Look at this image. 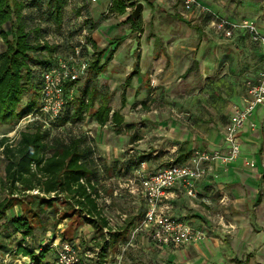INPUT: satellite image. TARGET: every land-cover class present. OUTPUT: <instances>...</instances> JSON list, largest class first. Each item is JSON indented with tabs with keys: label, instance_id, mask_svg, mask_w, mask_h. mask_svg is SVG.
I'll list each match as a JSON object with an SVG mask.
<instances>
[{
	"label": "rangeland",
	"instance_id": "rangeland-1",
	"mask_svg": "<svg viewBox=\"0 0 264 264\" xmlns=\"http://www.w3.org/2000/svg\"><path fill=\"white\" fill-rule=\"evenodd\" d=\"M160 4L170 7L157 0H153L149 6L148 1H145L142 10L141 34L139 31L133 33L129 15L126 12L119 14L112 8L113 6L109 7L108 0H100L95 5H81L79 2H74L72 6L66 7L60 29L53 22L44 23V26L49 25L50 28L47 37L54 44L60 45L59 51L63 52L61 54L70 51L68 45L75 43L80 34H84L86 38L91 37V42L96 43L98 49L104 50L103 62H108L111 51L115 49L113 60L108 62L106 71L100 73L95 82L98 89L112 90L106 93L110 97L111 108L124 117L122 132L116 133L114 123L111 121L106 125H99L94 116L96 104L95 107L84 112V118L77 122L53 125L59 122L60 119H58L56 122L45 123L46 126H52L53 134L75 133L88 136V144L92 146L97 163V182L110 199L104 207V212L113 217V222L117 226L115 230L111 228L112 232H124L127 221L138 218L144 207L141 198L130 193L128 185H138V178L144 171H155L174 163L181 143L190 151L192 146L203 148L208 145L209 140H216L229 114L233 112L235 100L244 95V80L247 77H258L257 74L261 75L264 72V50L248 36L232 39L221 38L210 31L201 32L194 27L201 26L199 22L187 24L184 20L178 21L179 17L173 15L174 12L177 13L174 9L175 5L166 10ZM150 7L151 10L148 9ZM4 30L11 37L10 22L4 24ZM211 36L217 37L216 44L225 50L224 53L222 52L224 63V58L228 57L226 65L222 62L213 72L204 71L200 64L194 63L193 59L197 55L202 60L209 56L208 48H203L199 52L197 50L204 39L212 40ZM118 39L121 40L120 43ZM91 42L86 50L89 64L96 49ZM142 44L146 47L150 46V50L155 47V52L157 50L160 52L162 56L159 61L160 68L147 69L149 73H152L150 88L144 84L143 78L136 77L133 78V87H125V78L132 70L134 62L138 61ZM5 49L6 45L0 36V52ZM182 49H185L187 53L180 54L179 51ZM186 59L192 60L190 73L185 72ZM86 79L76 84L72 93L75 100L81 97V88ZM76 104H78L77 100ZM32 120L34 117L31 118L28 115L13 128L7 124H0V137L7 135L15 138L17 130L24 128ZM5 163L1 155L0 179L5 176ZM178 195L180 207L173 213L181 216L180 218L196 222L210 233L221 234L227 238L230 236L228 231L231 232L237 226L235 224L228 230L229 221L226 220L222 225L215 222L214 219L221 211H224L221 207L214 210L199 207L203 212L201 213L192 204L193 197H184L183 192H179ZM4 196L5 192L0 184V199ZM64 200L65 198L57 199L54 206L39 207V201L36 198L27 196L23 201L24 204L28 202L32 209L40 208L41 216L34 218V232L26 237L23 232H15L14 226H11L10 232L13 234L10 238H3L2 235L6 232H3L2 227L0 228V243H4L3 247L0 246V264L30 262L29 257L16 252L24 237L25 245L33 249H40V246L45 243L48 249L46 260L51 264H57L53 240L56 236H62L63 233L68 240L80 238L82 244L89 248L90 242L95 241L101 244L102 235L88 220H84V215L82 217L78 214L63 216L66 210L71 212V205L63 202ZM22 212L24 207L15 206L8 211L7 216L12 218L21 215ZM124 213L127 214L125 220H123ZM226 215L227 219L230 217L233 223H239L241 234H245V239L251 238L253 246H256L251 253L252 257H249V264H255L257 261L264 262V258L260 256L264 255L263 245H261L264 242V233H260L256 215L245 214L247 218H244L230 211L226 212ZM126 233V238L120 240L124 244L128 239L129 230ZM261 236H263L262 242L259 241ZM174 248H177L179 253L171 248H162L144 232H140L126 247L123 264H186L185 255L189 248L187 246ZM119 250L118 242L116 245L107 246L105 251L103 250V255H100L103 260L100 262L98 260L97 264H104V262L117 264L116 253Z\"/></svg>",
	"mask_w": 264,
	"mask_h": 264
},
{
	"label": "trees",
	"instance_id": "trees-1",
	"mask_svg": "<svg viewBox=\"0 0 264 264\" xmlns=\"http://www.w3.org/2000/svg\"><path fill=\"white\" fill-rule=\"evenodd\" d=\"M147 1L152 4L150 0ZM68 6L69 0H0V36L6 45V49L0 52V124L13 128L22 118L34 114V120L18 129L15 138L7 135L0 137V156L3 155L6 161L5 176L0 179L1 189L5 192L0 199V228L6 232L3 238L11 237V226H14L15 232H23L25 237L34 232L33 220L38 216L40 218L41 209H32L28 202L24 204L27 196L36 198L39 207L54 206L57 199L65 198L63 202L71 205V212L66 210L63 216L78 214L82 217L86 213L84 220H88L102 236L103 228L108 224V219L98 209L87 186L81 182L85 178L92 190L97 189V163L92 146L88 144V136L53 134L52 126H46L41 119V72L55 56L63 53L59 51L60 45L47 37L50 28L44 23L53 22L60 29ZM112 8L119 14L125 12L121 0H117ZM128 19L132 22L133 33L142 28V13L137 19L130 14ZM7 22L11 24V37L4 30ZM87 39L91 42V37ZM118 40L120 43L121 40ZM91 43L96 49L89 66V77L81 88V97L76 99L78 104L75 105L74 97L69 98L59 122L53 125L77 122L84 118V112L98 103L94 113L96 121L100 125L113 122L114 131L120 134L124 117L117 110L111 114L110 97L99 90L95 82L113 59L115 49L111 51L108 62H103L104 50ZM73 45V42L70 43L68 49L72 50ZM132 76L127 78L128 82ZM190 154L181 143L174 163L185 162ZM92 180L94 184H91ZM34 189H38L40 194L31 193ZM53 192L54 196L51 195ZM15 206L24 207V212L9 218L8 211ZM132 222L127 221L124 232H112V244L116 245L119 238H126L125 233ZM61 235L66 239L65 233ZM25 237L16 252L29 257L30 262L26 264H51L46 260V244L41 245L40 249H33L25 245ZM101 245L102 254L107 244ZM0 246L3 247L4 243H0Z\"/></svg>",
	"mask_w": 264,
	"mask_h": 264
},
{
	"label": "built area",
	"instance_id": "built-area-1",
	"mask_svg": "<svg viewBox=\"0 0 264 264\" xmlns=\"http://www.w3.org/2000/svg\"><path fill=\"white\" fill-rule=\"evenodd\" d=\"M100 0H69L70 6L74 2L81 5H95ZM109 7H112L117 0H108ZM125 6V12L133 13L137 4L146 0H121ZM166 3L170 7L180 4V14L184 19H192L204 16L208 19L210 26L226 38H232L236 32H243L253 42L259 44L264 50V32L258 24L251 19L230 20L227 17L213 11L209 6L200 0H157ZM89 41L84 34L76 39L72 50L66 54L55 56L51 63L45 66L41 72V105L42 120L56 122L64 112L68 99L72 96L76 84L86 79L89 71V58L87 47ZM75 84V86H72ZM245 94L243 105H234L233 112L223 130V147L216 149L192 148L189 158L183 163H171L155 171H144L139 176V184L128 185L130 193L143 200V210L139 217L133 220L129 226V236L125 244L119 241L120 250L116 253L118 263L123 264L124 252L130 245L132 238L140 232H148L151 240L159 245L186 246L204 240L207 233L204 229L196 227L190 221L176 217L169 213L168 207L164 204L169 198V191L175 186L184 188L190 197H197V184L208 176L212 165L216 161L227 164L237 159L241 153L240 132L246 123L252 120L255 111L264 107V72L258 77H247L244 82ZM34 117V114L29 115ZM251 126L255 124L251 121ZM250 166L255 162L246 161ZM81 182L87 186V190L94 198L97 207L108 219V224L103 228L102 243L112 246V231L117 228L113 217L104 212V207L110 199L104 194L102 187L96 184L97 189L92 190L85 178ZM94 184V181H91ZM33 194H40L38 189L31 191ZM52 196L55 195L53 192ZM87 215L86 213H83ZM127 214H123L125 220ZM95 241L90 242V248L82 244L80 238L74 240L64 239L56 236L53 246L56 248L57 264H97L103 260L100 255L102 245ZM105 264V262H104Z\"/></svg>",
	"mask_w": 264,
	"mask_h": 264
},
{
	"label": "crops",
	"instance_id": "crops-1",
	"mask_svg": "<svg viewBox=\"0 0 264 264\" xmlns=\"http://www.w3.org/2000/svg\"><path fill=\"white\" fill-rule=\"evenodd\" d=\"M150 1L153 2V0ZM229 1L202 0V2L208 5L213 11L219 13L224 17L229 18L230 20L235 21L244 18L254 20L258 24L260 30L264 32V0H236V1L229 0ZM160 5L166 10L170 9V7H166L163 4ZM149 6H151V4H149ZM174 7L177 13L174 12L173 15L179 17L180 20L178 19V21L183 22L184 20V22L187 24L199 22L198 24L201 25L202 28L201 26L194 24L195 25L194 27L199 31L201 32L210 31L212 34L216 36L225 38L222 34L217 32L214 28H212V26H210L208 19L204 20L202 16L194 17L190 20L184 19L182 18L179 12L180 4H176ZM148 9L151 10V7ZM148 9H146V11H148ZM142 20H143V15H142ZM240 36H247V35L244 34L243 32L238 31L235 33L232 39H237ZM211 39L212 40L204 39L203 42H201V44L199 45L197 50V52H199L203 48L204 49L208 48L210 57L207 56L204 58V60H202L197 55L193 58L194 63L196 65L197 63L200 64V67L204 71H209V72H213L214 70L217 69L218 65L222 64L223 62L222 54L224 53L223 51H225L223 47H220L216 44L217 42L215 41L217 37L211 36ZM141 48L142 49L139 50L140 57L138 58V61L134 62L132 70L128 72L125 78L124 81L125 87H133V81H134L133 78L136 77L139 79L143 78L142 80L144 81V84L148 86V88H150L152 73L151 72L149 73L147 69L153 70L160 68L159 61L161 60L162 57L160 52L158 50L157 52H155V47L150 50V46L146 47V45L144 46L143 44L141 45ZM179 53L186 54L187 51L185 49H182L179 51ZM218 57H220L219 60ZM227 58L228 57L224 58L225 63H227L226 62ZM151 62H153L152 65ZM184 63H185V72L190 73L192 69L191 66L192 60L186 59ZM225 63L223 62V64ZM131 74H133V76L131 80L128 82L127 78ZM259 75L260 73L257 74V76ZM99 90L105 93L112 91V90L104 91L102 89ZM243 94H245V90ZM243 97L244 95L236 99L234 105H240V106L243 105ZM96 105L98 108V103H96ZM113 111L114 109H112L111 114L113 113ZM231 114H229L227 121L222 126L220 131L221 132L220 136H216V140L213 141L209 140V142H207L208 145L203 146V148L201 147L202 149H216L221 147H223L224 149L226 148L223 141V130L226 123L229 121ZM251 121L255 124V127L251 126ZM240 140H241V148H242L241 155L237 159L227 164H224L220 161H216L212 165L210 174L198 182L197 184L198 195L197 197L193 198L194 203H192L195 207H197L198 211L200 210L201 213L203 212L201 211L200 208L207 210H214L216 208L221 207V209H223L224 211H221V213H219L217 218L214 219L215 222L218 223L219 225H222L223 223L225 224L226 220L229 221L230 224L228 226L226 225L228 227L227 228L228 230L234 227L235 224L237 226L234 229H232L231 232L230 230L228 231L230 236H228L227 238L221 234L215 235L214 233H210L209 230L200 227L199 224H197L196 222L193 223L191 220L186 219L196 227L204 229L207 233L206 239L186 245L187 248H189V251H187L185 255L186 264H249V257L250 258L252 257L251 253L253 252L254 248H256V246L255 245L253 246V240L251 238L245 239V234H241L240 232L241 226L239 225V223H233L230 220V217H228L227 219V215L225 216L226 212L230 211L232 213L241 215L244 218H247L245 214H249V216L256 215L258 224L260 225V230H261L260 233H264V107H259L255 111L252 120L246 123V125L240 132ZM192 148H194V146H192ZM192 148L190 152L192 151ZM246 161L255 162V166H250L249 164L246 163ZM179 192H183L184 197L188 196L184 188H182L181 186H175L170 189L169 198L165 200L164 204L168 207V211L170 214L180 218L181 216H178V214L176 215V213H173L175 210L179 209L180 207V202H179L180 199H178ZM225 205L227 207H224ZM245 228L246 227H244V229ZM144 233L148 236V238H150L148 232H144ZM125 234L127 235V233ZM262 237L263 236L260 237L259 241H261ZM122 239L123 238H119L117 242H119ZM261 245H263V251H264V242H262ZM160 246L162 248H171V250L175 251L176 253H179L178 249L174 248L175 246L172 245L171 246L160 245ZM244 255H246L245 258H243ZM260 256L264 258V255H260ZM257 263L264 264L263 261L262 262L257 261L255 264Z\"/></svg>",
	"mask_w": 264,
	"mask_h": 264
},
{
	"label": "water",
	"instance_id": "water-1",
	"mask_svg": "<svg viewBox=\"0 0 264 264\" xmlns=\"http://www.w3.org/2000/svg\"><path fill=\"white\" fill-rule=\"evenodd\" d=\"M143 8H144V4L142 2L138 3L132 13V16L136 19L139 18L142 13Z\"/></svg>",
	"mask_w": 264,
	"mask_h": 264
}]
</instances>
